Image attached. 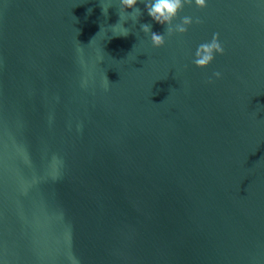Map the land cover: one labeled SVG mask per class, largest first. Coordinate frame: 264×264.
<instances>
[{
    "label": "water",
    "instance_id": "95a60500",
    "mask_svg": "<svg viewBox=\"0 0 264 264\" xmlns=\"http://www.w3.org/2000/svg\"><path fill=\"white\" fill-rule=\"evenodd\" d=\"M137 7L0 0V264H264V0Z\"/></svg>",
    "mask_w": 264,
    "mask_h": 264
},
{
    "label": "clouds",
    "instance_id": "9594fccd",
    "mask_svg": "<svg viewBox=\"0 0 264 264\" xmlns=\"http://www.w3.org/2000/svg\"><path fill=\"white\" fill-rule=\"evenodd\" d=\"M143 3L146 6L148 15L156 23L165 26L163 34L156 33L152 30L150 24H140L141 31L150 37L153 47L159 49L166 45V38L173 37L177 34L186 35L193 24H201L202 20L196 18L195 20L190 16L180 18V13L184 11L185 7L195 6L201 10L208 7L209 0H119V17H120V36L127 37L131 31L124 27L121 23L127 22L131 19L133 22H139V17L142 16V11L137 7L138 4ZM103 14L107 16L108 9L111 8V3L101 4ZM91 13L92 9L88 10ZM131 13V15H130ZM178 18L180 23H174ZM225 49L220 42L218 33H214L211 41L201 43L195 52V59L193 64L200 69H207L214 62L217 55L223 56ZM213 75L219 79L221 73L216 71ZM211 82V80H209ZM107 87V84L105 85Z\"/></svg>",
    "mask_w": 264,
    "mask_h": 264
}]
</instances>
